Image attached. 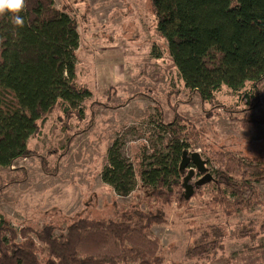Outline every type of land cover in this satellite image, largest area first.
<instances>
[{
    "label": "trees",
    "instance_id": "16d2710c",
    "mask_svg": "<svg viewBox=\"0 0 264 264\" xmlns=\"http://www.w3.org/2000/svg\"><path fill=\"white\" fill-rule=\"evenodd\" d=\"M150 1L157 14L156 30L185 89L204 103H211L223 88L245 104L258 99L264 80V0ZM12 15L7 11L0 15V168L9 169L17 159L32 155L29 139L52 117L69 119L75 114L83 119L81 104L91 96L77 81L76 20L56 8L53 0H25L19 13L22 27L10 22ZM184 121L174 111L171 121L159 123L170 141L146 164L128 161L114 139L101 181L119 196L130 195L139 186L161 204H169L174 194L186 203L181 193L183 153L194 149L204 133ZM247 121L264 125L254 116ZM218 153L210 156L216 170L209 183L217 187L213 205L221 207L225 222L191 232L195 237L185 254L197 259L215 257L214 252L223 248L234 212L264 207L255 189V183L264 180V163L243 164L227 152ZM201 187H195L194 194ZM163 222L164 212L150 207L121 211L116 219L78 218L64 230L52 224L16 230L0 216V264H161L164 257L150 229ZM238 225L242 237H264V216ZM102 240L113 242L115 250L94 254L90 243Z\"/></svg>",
    "mask_w": 264,
    "mask_h": 264
},
{
    "label": "rangeland",
    "instance_id": "374dc122",
    "mask_svg": "<svg viewBox=\"0 0 264 264\" xmlns=\"http://www.w3.org/2000/svg\"><path fill=\"white\" fill-rule=\"evenodd\" d=\"M53 1L76 20L77 81L91 96L81 104L83 119L75 114L69 119L52 117L29 139L31 156L17 159L10 169L0 168V216L16 230L42 224L64 230L78 218L116 219L121 211L157 208L167 221L150 229L164 257L161 264H264V237H242L236 228L262 219L263 206L234 212L223 248L214 252L215 257L197 259L185 254L195 237L191 232L225 222L221 207L213 205L217 187L211 180L186 203L174 194L169 204H161L139 186L130 195L119 196L100 179L114 139L128 161H153L170 141L159 123L171 121L174 111L188 127L204 133L197 146L188 149V157L198 153L206 171L199 172L189 161L181 184L190 169L192 186L206 174L214 178L213 151L227 152L243 164L264 163V125L247 121L253 116L264 120V80L257 100L245 104L223 88L211 103H204L178 78L165 40L156 30L157 14L150 0ZM255 189L263 202L264 180L255 183ZM90 244L94 254L115 250L107 240ZM38 255L45 258L42 251Z\"/></svg>",
    "mask_w": 264,
    "mask_h": 264
},
{
    "label": "water",
    "instance_id": "95a60500",
    "mask_svg": "<svg viewBox=\"0 0 264 264\" xmlns=\"http://www.w3.org/2000/svg\"><path fill=\"white\" fill-rule=\"evenodd\" d=\"M191 161L193 163V165L197 168V170L200 172H204L206 171L204 169V163L203 161H201V158H200V155L196 152L194 153H190L189 154V157H188V154L187 152H184L183 153V160L181 162V166H180V170L182 171L184 169V167H186V165L188 164V162ZM193 175V170L190 169L188 171V174L183 178V181H182V187L184 188V198L185 200L188 199L189 195L194 193V187L198 188L200 187L203 183L205 182H209L212 177L209 175V174H206L203 176L202 179H200L199 181L195 182L192 185L189 184V180L191 179Z\"/></svg>",
    "mask_w": 264,
    "mask_h": 264
},
{
    "label": "clouds",
    "instance_id": "9594fccd",
    "mask_svg": "<svg viewBox=\"0 0 264 264\" xmlns=\"http://www.w3.org/2000/svg\"><path fill=\"white\" fill-rule=\"evenodd\" d=\"M25 8V0H0V15L5 11L13 14L11 23L17 27H22L24 24L23 18L19 13Z\"/></svg>",
    "mask_w": 264,
    "mask_h": 264
}]
</instances>
